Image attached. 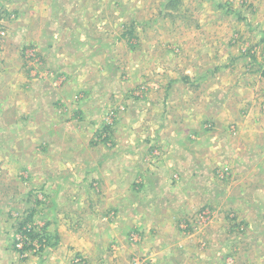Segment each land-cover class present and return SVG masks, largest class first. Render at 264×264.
Instances as JSON below:
<instances>
[{
  "label": "rangeland",
  "instance_id": "1",
  "mask_svg": "<svg viewBox=\"0 0 264 264\" xmlns=\"http://www.w3.org/2000/svg\"><path fill=\"white\" fill-rule=\"evenodd\" d=\"M174 1L0 0V264H264V0Z\"/></svg>",
  "mask_w": 264,
  "mask_h": 264
},
{
  "label": "crops",
  "instance_id": "2",
  "mask_svg": "<svg viewBox=\"0 0 264 264\" xmlns=\"http://www.w3.org/2000/svg\"><path fill=\"white\" fill-rule=\"evenodd\" d=\"M216 72H217L216 69L211 68V70L209 71V74H214L215 75ZM204 75H205V73H203L201 75H198L199 83L196 82V84H197L196 86L197 87L199 85H201L200 81H201V78ZM172 85H174V83H172ZM219 94H221V92L218 90V96H219ZM134 95L135 96H139L137 94L130 93V96L129 97L132 96V99H135ZM204 102H205L204 105L209 110L206 118L207 119L213 118L214 121H215L214 112H217V109H216V104H217L216 102L217 101L210 100L209 102H207V101H204ZM206 118H204V119H206ZM123 161L124 160H122L121 165H123ZM125 168L127 170L126 172L129 173V174L130 173L131 174L132 173H136V171H137L135 169V167L132 168V165L131 164H129V165L126 164L125 165ZM101 174L105 175V177H104L105 179L107 178V174H105L104 172L103 173L100 172V177H101ZM146 177L148 179V176L147 175L145 176V179H146ZM101 178H103V177H101ZM138 178H141L142 179V177H138ZM134 179L132 180L131 184L129 185L131 191H135V188L137 186H139V184H140L138 182H135L134 183L133 182ZM195 198L196 197L193 198V202H195ZM128 200L129 199H126L127 202H129ZM130 200H132L131 203H134V201H136V198H135L134 194L131 195ZM184 206L185 205H182L181 206L182 207L181 210H178V213H177L178 215L176 214V217L174 219L176 222L174 224L172 222V219H171V221H167V220L163 219V223H162L161 228L164 229V230H166V231H168V233H170V234L173 233V232H175V233H182V234H185L186 233L187 234L188 233V230H190V232H194V229L196 227V222H199L200 223V221H199L200 214H197L196 212L201 211V209L200 208H194V206H192V209L189 210L188 208H185L184 209ZM168 213L171 216L173 215L172 212H171V210H169V209H168ZM212 213H214V212H212ZM182 228H184V229H182ZM164 230H160V228H158L155 232L157 234H160V233H163L161 231H164ZM58 231H60V230H58ZM199 231L201 232V229H199ZM258 232L259 233L257 234V236H260V233H264V226L263 225L261 226L260 231H258ZM221 233H222V230L221 229L213 230L212 233H210V238L207 240V241H210L209 242V243H211L210 246H212V245L214 247L219 246V242H218L219 241V238L218 237H219V234H221ZM215 234L217 235V237H215ZM184 238H185V236H184ZM193 240H195V245H194V249L191 252L187 251L186 253H184V250H182L183 249L182 248V243L184 241L181 242V243H179L177 241L175 243V250H176L175 252H167V254L169 255V256H167L162 251L161 252L159 251V252H157L156 257H155V255L153 253L150 256V259L148 261V264H156V263L157 264H178L177 257H185V256H187L189 258V260L191 261V264H218L219 263V259L220 258L217 256V254H214L213 257L212 256L207 257L204 254L201 255L202 254L201 253L202 248H205V246H202V245H205V243L203 242V240L199 236L196 239H193ZM199 243H202V245H200ZM62 247L63 246H61V243H60V245H58V244L51 245L48 248L49 252H46V253H52L53 252L52 250H54V252H55L56 250L61 249ZM195 249L198 250L197 253L194 251ZM174 255H177V256H174ZM53 258H54L53 262H57L58 263V261H60V258H58V257H55L54 256ZM36 264H47V263L45 261H42L41 262V261H38L37 260V263Z\"/></svg>",
  "mask_w": 264,
  "mask_h": 264
},
{
  "label": "trees",
  "instance_id": "3",
  "mask_svg": "<svg viewBox=\"0 0 264 264\" xmlns=\"http://www.w3.org/2000/svg\"><path fill=\"white\" fill-rule=\"evenodd\" d=\"M166 2H167V4H166V8L167 9H173V10H175V9H177L175 6H173V5H175V3H176V1H174V0H166ZM133 30L132 29H130V32H132ZM259 42H260V44L264 47V31H262L261 32V37H260V40H259ZM258 71L260 72V75H261V77L262 78H264V65H262V66H260L259 68H258ZM206 74H209V72L207 73V72H205V75ZM204 75V76H205ZM203 76V77H204ZM177 81H179L178 79L175 81V80H173V81H171L172 83H176ZM200 86V85H199ZM18 228H22V224L18 227ZM25 234L24 235H30V239L31 240H35V239H37V238H39V240H38V242L40 243L41 241H42V238H41V236H38V234H32L31 233V230L28 228L27 230H25V232H24ZM41 238V239H40ZM43 239H45V238H43ZM41 244V246H40V250L42 249V243H40ZM31 249L32 248V250H34V247H27V246H25V249L23 250V251H26V250H28V249ZM44 248V247H43ZM22 251V252H23ZM36 251H38V250H35V252ZM20 254H21V252H20Z\"/></svg>",
  "mask_w": 264,
  "mask_h": 264
}]
</instances>
